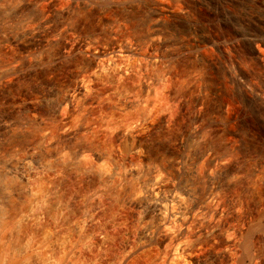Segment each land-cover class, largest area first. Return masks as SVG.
<instances>
[{
	"label": "bare ground",
	"instance_id": "1",
	"mask_svg": "<svg viewBox=\"0 0 264 264\" xmlns=\"http://www.w3.org/2000/svg\"><path fill=\"white\" fill-rule=\"evenodd\" d=\"M1 1L2 0H0L2 4H0V43L5 41L20 46L23 49L26 48L28 54L26 56L27 60L23 57H19L9 62L7 61L4 65L1 64L0 84H10V82H12L11 80L19 82L27 77L29 79L37 70L39 71V69L42 68L44 70V67L48 65L53 69L64 61L69 63L70 58L73 56L75 57L77 54H82L86 56V58L89 57L91 60L90 67L88 69L84 68V70L78 69L74 80H70L72 82L66 84L63 88L52 81L45 82L46 93L38 97V95L35 94H37V88L41 86L39 82H43L39 81L38 85L31 86L29 89L31 91L30 94L26 93V96L23 94L25 98H17L14 102L12 101L13 103L11 102L12 104L10 103L11 112L15 109L21 110V108H28L31 113H35L36 115L37 112L35 111L38 104L52 101L53 113L56 114L58 118L56 119L62 123L60 130L61 136L59 137L61 140L62 138L70 139L75 137L77 133H82L86 128L85 125L74 127L71 123L72 117L75 116L74 114H78L76 110H78L77 107L80 100H84L82 101L85 106L94 104V99L91 97V94L99 86V79H97L98 71L99 73L100 71L105 73V71L109 69L114 70L115 67H118L116 69L118 82H116L115 85H110L107 88V92L123 97L132 107L135 105L154 107L157 105L156 102L158 100L155 96L158 94L161 87L170 79L172 72H167L159 76L154 75L149 70V66L173 64L175 60L178 61L188 55L190 56V54L213 60L214 54L216 52H221L224 57H227L236 46L235 39L223 40L220 37H208L204 35L193 36L192 34H188L189 37L182 41V45L179 46V49H169V46L176 42V39L165 38L166 36H164L163 33L165 21L173 14L170 8L171 6L168 4L170 0H154L156 2L147 5L149 11L146 19L147 32L145 36L146 40L142 45L136 43L134 39H129L131 37H121V39L112 40L110 44H104V42L91 37L81 40L78 39V37L76 38V35H74L76 32L73 33L72 31L74 30H70L69 24L64 21V18L56 22L51 17L52 12L55 15V12L52 10L58 11L57 8L60 7L57 6L58 2L49 9L44 8L41 14H38L36 11L38 14L36 15L34 12H29L30 10L27 12L26 5L21 6L20 4L19 7H16V10L11 11V6H6ZM45 1L47 0H35L32 11L36 10L34 7H37L36 5H38V3H41L43 6V3L46 5ZM61 1L59 2L62 3ZM99 1L102 0H70L69 8H67L69 10L82 5L92 6ZM110 2L111 5L109 9L104 11V16L108 18L112 16L111 10L117 8L116 6L120 4L123 6H133L140 2V0H110ZM51 3H53V1ZM61 6L63 5L61 4ZM61 8L59 9L60 13L65 12V9ZM182 11L186 13V8H183ZM14 18L19 19L20 26L17 29L4 28V25L7 26L11 24L10 22L13 21ZM110 31L112 34L111 36L118 38L116 29L112 28ZM235 35L237 38L241 37L244 42L249 43L251 54H253L257 58L258 63L264 67V32L243 30L235 32ZM54 44H58L59 47L53 55L50 57L40 56L38 51L46 49V47ZM141 57L143 63L136 67L135 62ZM21 59H23L22 62ZM121 59L124 61H120ZM234 62H231V64H234ZM233 64L230 65L231 67L229 68L232 70L230 69L231 71L229 72L232 73L231 76L233 75L237 81L245 86L244 92L257 100H264V89L258 87H254L252 90L249 89L248 85L244 84L246 82L243 81L244 76L243 73L240 72L241 69ZM71 67L72 66L69 65L66 70L72 69ZM99 75H101V73ZM127 76L139 78L145 86L146 94L137 97L134 91L124 89L123 86L125 84L123 81ZM229 80H226L225 85H229ZM3 86H1V88H3ZM205 87L206 89H204ZM204 88H199L201 95L198 94L201 97L205 90L207 94L209 93L210 95L217 93L215 85L208 84L204 86ZM226 98L228 99L227 103H231L230 97ZM8 109H6L4 114L0 117V139H2L1 137L4 135H7L8 133H5L14 127V125L18 123L17 120H19L14 118L15 116H12L13 114L10 112V107ZM65 110H70V114L66 115L67 113L65 112L68 111ZM152 111L153 110H151V112ZM227 113L229 117V112L227 111ZM153 116L155 117V115ZM37 117H39V115ZM37 117L36 120L38 121L39 118ZM40 119L42 121L44 120V118ZM158 119L157 117L135 118V120H132L120 128L117 133L119 142L121 139L123 140L122 143H124V140L132 143L129 150L127 149L128 147L124 148L126 150H121L122 148L118 150V155L120 154L122 157L119 156L121 158L120 162H118V160L115 161L113 158H110V156L107 157V155L103 153V155H97V153L93 152L94 150L92 151L87 147L80 148L75 153L74 159L71 160L72 162L69 161L70 164L68 163L69 165L66 167L67 170H73L71 168H73L75 162H80L85 167L93 168L97 176L96 185L87 199L82 217L76 222L77 227L75 231L78 234L77 237H82L80 241L76 242L78 239H75L76 233L58 232L54 241L51 240L57 252L50 251L44 257H40L41 251L44 249L47 250V245L45 247V245H43L44 243L41 244V242L31 245L29 243L30 241H28L31 236L27 235L28 237H26L27 239L25 240L28 242L26 245L22 243L23 248H21V246L19 248L24 251L21 250L19 254L22 252L24 254L22 255L25 257L31 254L29 257H34L33 262L30 261L31 259L28 260V258H20L22 255L19 256L18 253H16L19 250L15 247L14 249L17 251L13 249L14 253H9L10 249L4 247L5 250L0 248V264H71V255H69V252L76 250L80 244L83 247L87 246L86 248L92 249L90 251L93 252L92 255L94 257H92L90 263L87 262L88 264H99V261H106L108 264H149L148 261L154 256H157L156 261H159L155 264H264V228H262L264 227V198L260 204L263 210L259 209L260 214L256 210V214H259V216L255 215V219L252 214L251 216L253 218L245 212V207L242 206L243 204H241L240 207L236 205L231 212L227 210L229 209L227 208L229 189L233 185L247 182L246 175L242 171L226 167L230 161L231 152L235 150L237 142L238 133L233 129V120L230 118L220 119L217 126L214 124L216 127H220V125L223 127L224 144L230 147V152L218 153L212 148H205L204 146L201 153L195 157H190L186 154V147L190 144L198 143L203 145V133L209 126V124L204 125L201 122L203 119L197 115L193 118V122L188 129L177 138L174 145L170 143L166 144L167 142L162 141L164 147L166 146V151L168 153L166 155H168V159L164 160L162 163L154 161L151 167L149 166L150 169L149 171L147 170L148 172L146 173V170H144L145 168H143L144 166H142L147 153L145 152V143L152 132L146 133V131H148L146 129H154V121ZM161 119L164 123L167 121L166 116H163ZM144 130L146 131L144 132ZM42 131V134L47 137L46 135L49 134L48 131L46 129ZM56 142L57 140L55 141L51 138L47 140L46 143L47 145H52ZM36 150L35 145L31 143L28 145L26 154L21 158H11L7 160L0 154V173L17 176L24 181L34 174L47 169L51 175L58 177V175L62 173L60 166L58 164V166L52 164L48 166L38 157ZM65 150L64 148L59 151L57 150L53 156L57 158L65 157ZM223 167L226 168L218 171V168ZM262 175L261 181L264 183V174ZM135 176L138 177L136 189L131 196L127 198L128 200L120 205L125 209V212H122L124 210H122L121 207H117V210L115 207L112 214L110 213L106 216L107 198L105 195H107L106 191L108 190V185L117 178L116 183L113 182L111 185L114 186L115 183L121 186L128 178H133ZM202 181L207 183V187L206 190L204 189V193L199 195V193H197V184ZM246 184L249 187V182ZM118 186L117 188H119ZM32 210L21 215L20 219H22V221H38L40 214L36 215ZM126 212H130L133 219H137L138 226L131 234L129 233L130 236L127 237L128 241L125 244H120L121 247L118 248V253H115L114 257L108 256V250L116 242L114 235L115 230L121 228L123 223L125 224L126 217H124V213L126 214ZM63 219L61 221H64ZM255 239L257 242L259 240L260 244H257ZM201 249H208L210 255L200 256L196 254L198 253L197 251ZM24 252H28V254L26 255ZM60 256H63L62 258L65 259L60 260Z\"/></svg>",
	"mask_w": 264,
	"mask_h": 264
},
{
	"label": "rangeland",
	"instance_id": "2",
	"mask_svg": "<svg viewBox=\"0 0 264 264\" xmlns=\"http://www.w3.org/2000/svg\"><path fill=\"white\" fill-rule=\"evenodd\" d=\"M4 1L2 0L1 2L6 6H11V11L16 10V7H19L21 4V6H27V12L30 10L29 12H34L36 15L41 14L44 8L49 9L58 2L57 6L60 7L57 8L58 11L52 10L55 12V15L52 12L51 17L56 22L64 18V21L68 22L70 30H74L72 31L73 33L76 32L74 34L76 38L78 37V39L81 40L91 37L104 42V44H110L112 40L121 39V37H131L129 39H134L136 43L141 45L146 40V19L149 14L147 5L156 2L154 0H140L141 3L138 2L133 6H123L120 4L118 5L119 7L116 6L117 8L111 10L113 17L111 16L108 18L104 16V11L109 9L111 5L110 0H102L103 2L99 1L98 3L100 5L98 3V5L95 4L92 6L82 5L69 10L70 0H52L53 3H51V0H47L45 1L47 8L45 3H43L44 6L38 3V5H36L37 7H34V9H36L34 11L32 10L35 0ZM169 2L168 4L171 6L170 8L173 14L165 21L163 33L164 36H166L165 38L176 39V42L171 44L169 49H179V46L182 45V41L187 39L191 34L193 36L204 35L208 37H220L223 40L235 39L236 46L227 57H224L221 52H216L213 60L190 54V56L188 55L183 59L181 58L178 61L175 60L173 64L170 63L171 65L159 64V66H149V70L154 75L159 76L167 72H172L170 79L161 87L158 94L155 96L159 101L157 100L158 103L156 102V106H150L152 109L143 105H133L134 107H132L123 97L107 92V88L110 85H115L116 82H118L116 75V69L118 67H115L114 70L109 69L105 71V73L100 71L101 75H99L100 73L98 71L97 75L99 77L97 76V79H99V86L92 92V96L90 95L94 99V104L85 106L83 103L84 100H80L77 107L78 110H76L78 114H74L75 116L72 117L73 119L75 118L74 120L72 119L71 122L74 127L85 125L86 128L82 133H77L75 137L70 139L62 138L61 140L59 137L61 136L60 130L62 123L57 120L56 114L53 113L52 101L38 104L39 107L36 106L35 111L37 112L36 115L35 113H31L28 108H21V110L15 109L11 112V104L17 98H25L27 95L26 93L30 94L31 91L29 89L31 86L38 85L39 81H43L44 83L39 82L41 86L37 88V94H35L38 95V97L46 93L45 82L52 81L63 88L66 84L74 80L78 69L84 70V68L88 69L90 67L91 60L89 57L86 58V56L82 54H77L75 57L73 56L70 58V64L64 61L53 69L48 65L44 67V70L43 68L39 69V71L37 70L38 72L36 71L29 79L27 77L19 82L11 80L13 83L3 84L4 86L0 84V117L4 114V111L10 107V112L13 114L12 116L19 119H16L18 123L20 122L9 129L5 133H8L4 135L5 137H1V156H4L7 160L11 158H21L26 154L28 145L32 143L37 149L38 157L45 164L48 166L51 164H58L62 170V173H60L58 177L51 175L49 170L47 171L46 169L34 174L35 176L33 175L24 181L17 176L0 173V248L5 250L4 247H6V249H10V251L12 249L11 252L8 250L9 253H14L13 251L18 249L19 251L16 253L20 256L23 254L22 252L19 254L22 250H20V246L23 248V244L26 245L28 241H30L29 243L31 245L41 242V244L44 243L43 245H45V247L47 245V250L44 249L41 251V254L39 253L40 257H44L50 251L57 252L52 243L58 232L76 233L75 239L78 238L76 242L80 241L82 237H77L78 234L75 231L77 227L76 222L82 217L87 199L96 185L97 176L93 168L85 167L80 162H75L73 168H71L73 170H67L66 167L72 162L71 160L74 159L75 153L82 147H87L92 151L94 150L93 152L97 153V155L104 154L120 162L122 157L120 154L118 155V150L120 148H122L121 150H126L124 149L125 147H128L127 149L129 150L132 143L125 140L124 143H122L123 140L121 139L119 142L117 133L120 128L132 120H135V118H159L157 121L155 120L156 122L154 121V129H146L148 131L144 130L146 133L152 131L145 143V152L147 153L142 166H144L143 168H145L144 170H146V173L149 171L154 161L162 163L164 160L168 159V155H166L168 154L166 151L167 149L166 146L164 147L162 144V141L167 142L166 144L170 143L174 145L177 138L188 129L193 122V118L197 115L203 119L201 122L204 125L209 124L210 127L208 126L203 133V145L198 143H195L196 145L190 144L186 147V154L190 157H195L201 153L204 146L205 148H212L218 153L230 152V147L224 144L223 127L221 125L220 127L216 126L220 119L230 118L233 120L232 126L233 129L236 130V133H238V143L236 142L235 150L231 152L230 161L226 167L242 171L246 175V181L249 182L250 185L248 187L246 182L244 184L233 185L229 189L227 203V208L229 209L227 210L231 212L233 207L236 205L240 207V205L243 204L242 206L245 207V212L249 216L252 214L253 217L257 215V211L260 214V210H263L260 204L264 198V183L261 181L262 174H264V100H257L256 98L248 96V94L244 92L245 86L237 81L233 75L231 76L232 73L229 71L232 69L229 67L233 64H231V62L235 61L234 64L241 69L240 72H242L244 76L243 81L246 82L244 84H247L249 89L252 90L254 87L264 89V67L261 66L257 58L251 54L249 43L244 42L241 37L237 38L235 35V32L243 30L264 32V0H170ZM61 4L63 6H61ZM60 8L65 9V12L60 13ZM183 8H186V13H183ZM10 23L11 24L7 26L4 25V28L17 29L20 26L18 18H14ZM112 28L116 29L118 38L111 36L110 30ZM1 43L0 66L14 58L23 57L26 59L28 54L26 48L23 49L20 46L5 41ZM58 47V44H54L46 47V49L37 51L41 57H50L56 52ZM22 60L23 59H21V62ZM120 61L123 62L124 60L121 59ZM136 61V67L143 63L142 57ZM69 65L72 66L71 68L73 70H66ZM226 80H229L228 86L227 84L225 85ZM123 83L125 84H123L124 86L122 85L123 88L134 91L137 97L146 94L145 86L137 77L133 78L127 76L124 78ZM208 84L215 85L217 93L210 95L209 93L207 94L205 90L201 97L199 88H204V86ZM1 86H3V88H1ZM204 89H206V87ZM14 92L15 94L21 95H15ZM23 94H25V96ZM226 97H230L231 103H227L228 99ZM82 105H84L85 108ZM151 110L153 111L151 112ZM65 111H68L65 112L67 113L66 115L70 114V110ZM227 111L229 112V117ZM38 115L39 117H37ZM153 115H155V117ZM35 116L39 118L38 121ZM163 116L167 117L165 123L162 122L161 119ZM40 118H44V120L42 121ZM44 129L48 131L49 136L46 135L47 137H45V135L42 134V130ZM51 138L55 141L57 140L58 143L47 145V140ZM63 148L64 150L66 149L65 157L57 158L53 156L57 150L59 151ZM225 168H218V171ZM128 179L125 183L123 182L121 186L115 184L117 178L114 179L115 181L113 180L111 182H115L114 186L111 185V183L109 184L110 186L108 185V190L106 189L107 195H105L107 198L106 216L110 213L112 214L115 207L116 210L117 207L122 208L120 205L127 201V198H129L136 189L138 177L135 176ZM198 184L197 193L201 195L206 190L207 183L202 181ZM117 186L119 188H117ZM30 210L36 215L40 214L38 221L31 222L28 220L22 221V219H20L21 215ZM122 210V212H125V209L122 208ZM259 214L257 216H259ZM124 217H126V220L124 219L125 224L123 223L121 228L115 230L114 235L116 242L108 250V256L114 257L115 253H118V248L121 247L120 244H125L128 241L127 237L130 236L131 232L138 226L137 219H133L130 212L124 213ZM62 219L65 222L61 221ZM27 235H30L32 239L29 238L28 241L25 240L27 239L26 237H28ZM255 241L257 242L256 239ZM257 244H260L259 240ZM78 246L76 250L69 252V255H71L70 263H90L92 257H94L92 255L93 252L90 251L92 249L86 248L87 246L83 247L81 244ZM14 247L16 249H14ZM197 252L196 254L200 256L210 255L208 249H201ZM24 253L26 255L28 254V252ZM23 255L20 258H28V260L31 259L30 261L33 262L34 257H29L31 254L26 257ZM62 257L63 256H60V260L65 259ZM156 258L157 256H154L148 263L155 264L159 262L156 261ZM99 264H108V262L99 261Z\"/></svg>",
	"mask_w": 264,
	"mask_h": 264
}]
</instances>
